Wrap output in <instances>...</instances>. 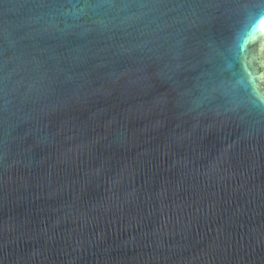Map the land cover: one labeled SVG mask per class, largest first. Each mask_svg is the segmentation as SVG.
<instances>
[{"label":"water","instance_id":"1","mask_svg":"<svg viewBox=\"0 0 264 264\" xmlns=\"http://www.w3.org/2000/svg\"><path fill=\"white\" fill-rule=\"evenodd\" d=\"M0 264H264V0H0Z\"/></svg>","mask_w":264,"mask_h":264}]
</instances>
